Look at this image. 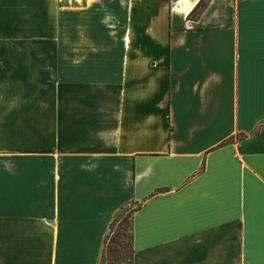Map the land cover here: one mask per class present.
<instances>
[{"label":"crops","instance_id":"0c3cea01","mask_svg":"<svg viewBox=\"0 0 264 264\" xmlns=\"http://www.w3.org/2000/svg\"><path fill=\"white\" fill-rule=\"evenodd\" d=\"M0 0V264H264V0Z\"/></svg>","mask_w":264,"mask_h":264},{"label":"rangeland","instance_id":"374dc122","mask_svg":"<svg viewBox=\"0 0 264 264\" xmlns=\"http://www.w3.org/2000/svg\"><path fill=\"white\" fill-rule=\"evenodd\" d=\"M135 205H132L134 207ZM127 212L120 215L115 221L112 231L108 236L107 248L99 264H130L127 259L132 258V227L131 220L125 221ZM119 245L122 248H119ZM126 258L124 263L120 262V257Z\"/></svg>","mask_w":264,"mask_h":264},{"label":"trees","instance_id":"16d2710c","mask_svg":"<svg viewBox=\"0 0 264 264\" xmlns=\"http://www.w3.org/2000/svg\"><path fill=\"white\" fill-rule=\"evenodd\" d=\"M209 2H210V0H202L197 5V7L194 9L193 13H195V15H199L205 9V7L208 5ZM132 205L133 204L123 206L115 213V215L113 217V220H112V223H111L110 228H109V232L106 235L105 240H104V245H103V250H102V253H101L100 260L102 259L104 253L106 252L108 236H109L110 232L112 231L113 225H114L115 221L117 220V218L120 215L124 214V212H127V216L125 218V221L127 222L128 219H130L131 220V227H132V215H133L134 211L136 210L135 206L131 208ZM132 238H133V236H132ZM119 248L121 249L122 246L119 245ZM132 250H133V246H132ZM100 260H99V262H100ZM125 260H126L125 257H123V256L120 257V262L121 263H124ZM127 262H130V264H133V252H132V258L131 259L130 258L127 259Z\"/></svg>","mask_w":264,"mask_h":264}]
</instances>
